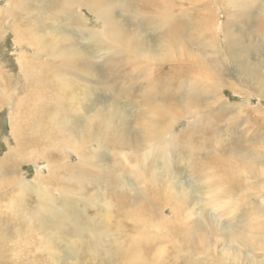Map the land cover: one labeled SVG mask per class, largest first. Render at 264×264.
Segmentation results:
<instances>
[{
  "label": "rangeland",
  "instance_id": "obj_1",
  "mask_svg": "<svg viewBox=\"0 0 264 264\" xmlns=\"http://www.w3.org/2000/svg\"><path fill=\"white\" fill-rule=\"evenodd\" d=\"M89 1L71 7L74 26L58 9L62 0H0V264H264V0H153L148 8L105 0L128 50L119 59ZM122 3L171 16L159 23ZM49 32L48 53L77 62L68 75L74 89L63 98L54 94L53 74L27 68L46 64L47 56H33L43 47L34 37L44 43ZM175 43L180 64L204 57L201 70H217L216 77L205 82L186 72L171 80L165 72ZM157 52L166 56L152 59ZM191 77L200 114L186 107ZM163 81L174 82L178 108L164 116L163 101L153 104L159 113L148 105ZM41 92L45 113L31 115L28 97L37 103ZM46 130L43 141L29 142ZM165 142L163 167L146 149ZM216 198L221 205L213 208ZM45 200L54 209L43 218ZM62 212L79 215L82 227Z\"/></svg>",
  "mask_w": 264,
  "mask_h": 264
},
{
  "label": "bare ground",
  "instance_id": "obj_2",
  "mask_svg": "<svg viewBox=\"0 0 264 264\" xmlns=\"http://www.w3.org/2000/svg\"><path fill=\"white\" fill-rule=\"evenodd\" d=\"M77 1H80V3L83 2V0H62V2L60 3L61 7L59 6L58 9L62 10V14L64 13V16L65 18H68L69 19V22L71 24H73L74 26H78V23H79V18L78 15L76 14V12L73 11L72 13V10H71V7L72 6H76L77 5ZM135 1V0H134ZM141 2L139 3L140 5L142 6H146L147 8L151 6H154L156 5L157 3H155L153 0H140ZM161 3V2H160ZM123 7L125 8H130L132 10V13L135 15V16H141L142 14H145V15H150L152 20H156V18H158L159 20V23L160 22H163L164 20H167L168 17L171 16V13L168 12L167 10L163 9V13L160 14V13H156L155 11L152 12V13H148V12H142V11H136V10H133L131 8L130 5H128L127 3H122ZM139 5V6H140ZM67 6V8H66ZM160 6V5H159ZM88 8L90 9V11L92 12L94 9H96V12L98 15L102 16L105 18V31L103 32V35L109 39H113V41L115 42V46H109V48H111V54L115 55L116 56V59H119L121 54H123L124 52H128L127 49H125L121 43V34L117 33L114 35L112 29H113V26H114V18H113V15H108L107 16V13H113L114 11L111 10V6L105 1V0H90L89 3H88ZM156 9V7L154 8ZM161 9V8H160ZM146 10V9H145ZM158 11V10H157ZM157 21V20H156ZM169 22V25L172 23L171 20L168 21ZM176 29L174 28H170V33H175ZM262 33V32H261ZM261 33H259L261 35ZM50 35V36H49ZM49 35L47 36V38L45 39L44 43H43V40L40 38V37H34V41L36 44H43V47L39 48V50L33 54V56L35 57V59L37 60H43L42 59V56L45 55L47 56V61H48V58L50 57L51 59L55 58L57 60V58H60V57H63L64 60L62 58H60L62 60V63H57L58 65H55L54 64L52 65L51 62H47L45 60V63H37L36 61H33V62H28L27 63V68L30 72L36 70V69H45L47 73L49 74H53L54 77H55V83H54V88L56 89V91H54V94L56 97H59V98H63L64 96L68 95L69 92H71L73 89H74V86H75V82L77 81L76 79H69L68 78V75H69V71L70 69H77L76 68V65H77V62H75V59H71L69 57H67L65 55V52L63 53H58L55 51V54L56 56H52L48 53L47 51V48H46V43L48 42V40L50 39L51 36H53V34H51L49 32ZM92 37H95L97 39H99V37L92 33ZM104 37V38H105ZM180 39V38H179ZM191 39V38H190ZM181 40V39H180ZM136 39L134 37H130L129 38V42H135ZM180 42V41H178ZM65 43H67V41H63L59 44V46H64V49L66 48V45ZM162 43L163 41L161 42L160 46H162ZM68 44V43H67ZM178 44L175 43L174 44V48H175V53H174V57L172 59H170V55L169 54L167 57L170 59V62H172L171 66L168 68V72L166 71L165 73L169 76V72L172 71L173 73L171 74V76H169L171 78V80L173 79L174 81H176V75H185L187 77H189L186 72H189L190 74H195L197 75L198 72L202 73V75L205 77V82L208 81V79L211 81V79H214L216 77V74L218 73L217 70L216 71H211L208 69V66H207V70L205 69L206 68V65H204V63L200 62L204 57L202 55H200V57H203V58H200L199 56H197L198 58H200V60L198 58L197 61L195 60H192V62L188 63L186 65H182L180 64L181 62V58L182 56H180V49L175 46ZM184 45V44H183ZM186 48V47H185ZM153 51V50H152ZM161 51V50H160ZM182 51H185L182 50ZM181 51V52H182ZM186 52V51H185ZM81 53V52H80ZM183 53V52H182ZM187 53V52H186ZM135 54L137 55V53L135 52ZM215 54H219L218 51H215L214 52V55ZM81 57H82V53L80 54ZM184 55V54H183ZM166 54L162 55L160 54V52H157L156 55L152 56V59H156V58H160V57H165ZM190 56V55H189ZM193 56V54H192ZM196 56V55H195ZM194 56V57H195ZM217 56V55H216ZM145 57H148V55H145ZM219 57V56H218ZM189 57H187L186 59L187 60H190V58L188 59ZM192 59V58H191ZM208 60V59H207ZM113 62L115 63V65L117 63H120V61L118 60H113ZM197 62V63H196ZM211 62V61H210ZM208 63H209V60H208ZM234 63L236 64V62L234 61ZM61 64V65H60ZM135 64H133V67H134ZM213 65V64H212ZM237 65V64H236ZM204 70L202 71L201 68ZM210 67V65H209ZM219 69V68H218ZM221 70V69H219ZM218 70V71H219ZM64 71V72H63ZM220 73V71H219ZM165 74V75H166ZM166 75V76H167ZM193 79V81L188 85L190 87V92H192L191 94L188 95L187 99H188V102H187V105L186 107L189 108L191 111H197L199 112L200 114V110L199 108L194 104L196 102V89L198 88V82H196V79L194 77H191ZM84 80L85 78L81 79L80 80V83H81V87L82 85H85L84 84ZM198 81V80H197ZM170 82V80H169ZM132 85V81H131V84ZM174 85V82H172V85L169 84V83H166L165 81L161 82L157 87L158 91L159 92H156L154 93L153 96H151V101L152 103L148 104L150 106V110L154 111V112H158V110L155 108V106L153 104H155V102H161L163 101L162 104H160L159 106L162 108V113L161 115H165L168 112H170V114H174V113H177L178 112V108H177V104L175 102V96L171 94L170 92V88L171 86ZM253 85V83L251 84ZM256 84H254L253 86L255 87ZM97 86H98V81H97ZM100 86V85H99ZM98 86V88H99ZM253 87V88H254ZM83 89H86V88H83ZM151 89V88H150ZM255 89L259 90L257 87H255ZM86 91V90H85ZM150 91V90H149ZM153 91V90H152ZM151 91V92H152ZM205 92H207L206 89H204ZM146 93V92H143V94ZM85 94V92H84ZM146 94H149V92L147 91ZM145 94V95H146ZM264 94V91L261 92V95L263 96ZM37 97L39 98V102L37 103H32L30 104V99H31V96L28 97V108H29V112H31V115L37 113V112H44V108H45V102L43 101V99H45V95L43 92H41L40 94L37 95ZM75 99V95L72 94V99L71 101ZM167 101H171L170 104H167L166 102ZM141 103V104H140ZM139 103V100H138V103L136 105L138 106H142L143 105V102H140ZM159 111H161L159 109ZM144 111H139L138 114H137V117H141L142 114H143ZM207 112H210V110H207ZM159 113V112H158ZM100 115V112L99 110H95L91 119L92 120H95L97 118V116ZM155 115V114H154ZM153 118V115L151 118L147 119V129H148V125H151L152 123H150V119ZM200 119V118H199ZM109 121L108 118H106V123ZM198 121H202L201 119L198 120ZM35 121L33 119L30 120V123L27 124V126H33L35 125ZM154 123V121H153ZM99 125L98 124L96 127L99 128ZM149 130V129H148ZM147 130V131H148ZM49 133L48 130H46L44 133H43V136H41V138L39 139H29V142H32L31 144H36L37 142L36 141H43L44 140V137L47 136ZM152 133V132H151ZM154 133V132H153ZM152 133V134H153ZM69 139L71 140V142H73L74 138L73 137H69ZM149 148L146 149V152L150 155V156H153L155 155L156 159L158 160H161L162 161V165L163 167L164 164L166 163V160L165 158L167 157V143H163V144H154L155 147H152L150 148V144H148ZM152 153V154H151ZM1 163V161H0ZM71 166V165H70ZM1 167V165H0ZM66 167V166H65ZM73 167V164L72 166ZM70 167V169H71ZM81 168V167H80ZM83 172V171H82ZM137 177H140V176H137ZM182 194V193H181ZM44 195V194H43ZM45 196V195H44ZM67 196V195H66ZM182 196V195H181ZM65 197V196H64ZM92 197H95V196H92ZM84 199V198H83ZM49 200V199H47ZM81 201V200H80ZM83 201V200H82ZM87 202V201H86ZM181 202V201H180ZM41 209L43 211V218H45L53 209L49 206V202H47L46 200L41 202ZM211 206L213 208H217L221 205V203L219 202V200L216 198L214 201H211L210 202ZM234 209V208H233ZM232 211V210H231ZM62 216L64 218H66L68 221H70L72 224H73V228L75 230H79L81 227H82V223H81V217L79 215H77L76 217H74V215L72 213H68V212H62L61 213ZM97 218H99V216H96V217H93L91 219H87V222H91V221H96ZM101 219V218H100ZM60 223H63L62 221ZM48 232V231H47ZM103 234L105 233H108V229H105L102 231ZM48 234V233H47ZM46 236L48 237L49 240H47L45 242V245L49 248V249H52L53 248V244H52V241H50L51 238H54L56 237V233L54 231H50L49 235ZM91 239H92V242L94 244L98 243L99 239H98V234H92L91 235ZM81 242V240L77 239L75 241H73L72 243L76 244V243H79ZM79 246H82L81 244ZM79 246H76V247H79ZM75 247V246H74ZM212 249V248H211ZM196 251V250H195ZM205 254V253H204ZM216 263V262H215Z\"/></svg>",
  "mask_w": 264,
  "mask_h": 264
}]
</instances>
